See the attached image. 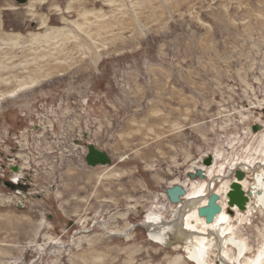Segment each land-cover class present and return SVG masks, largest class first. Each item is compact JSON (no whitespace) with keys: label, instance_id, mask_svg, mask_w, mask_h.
I'll use <instances>...</instances> for the list:
<instances>
[{"label":"rangeland","instance_id":"1","mask_svg":"<svg viewBox=\"0 0 264 264\" xmlns=\"http://www.w3.org/2000/svg\"><path fill=\"white\" fill-rule=\"evenodd\" d=\"M0 85V264H198L172 226L108 233L174 221L167 190L210 156L228 197L264 124V0H0ZM259 192L249 213L228 199L229 264H264Z\"/></svg>","mask_w":264,"mask_h":264},{"label":"bare ground","instance_id":"2","mask_svg":"<svg viewBox=\"0 0 264 264\" xmlns=\"http://www.w3.org/2000/svg\"><path fill=\"white\" fill-rule=\"evenodd\" d=\"M55 31L56 32H52L54 35H56V34H59V35L64 34V32L60 31L59 29L55 30ZM60 32L62 34H60ZM48 34L49 33H46L43 37H41V39H44V40H47V41H51L50 40L51 36L48 35ZM4 80H7V79H4ZM18 81H17V83H19ZM9 82H10V80H9ZM2 84H3V82H2ZM4 84L6 86V83H4ZM22 87H24V86H22ZM23 90H25V89H23ZM1 93H2V91H1ZM10 94H11V92H10ZM4 96H6V95H3L1 97L5 98ZM11 96H13V98H15L13 94H11L10 97ZM260 125L263 127V130H264V124H260ZM263 130L261 132H259V133H255L256 136H257L256 141H255V144H256L257 148L255 150L252 149L253 152L251 150V152L248 153L249 156H252V157H256L257 156L256 161H255V159H254V162L251 161L252 157H251V159H250V157H247L246 159H238L237 163L234 166L230 167L231 168L230 169V173L231 174H234L236 172V170L246 173V178L244 180H242L239 184L241 185L242 190H243V192L246 195H248L249 193L251 194L250 197H249L250 199H249V202L247 204V208L245 210L248 213H249V211L252 210L253 205L256 203V201H254V200H255V198H257V195H258L257 191L259 192L258 188L261 189V192H259V195L262 192L264 193V186H263L264 185V171H262V170H264V135L262 134L264 132ZM249 143H251V142H249ZM249 145H251V144H249ZM231 146H229V147H231ZM240 146H242V145H240ZM251 146H254V145H251ZM233 153H234V150H233ZM246 153L247 152H245L244 154H246ZM218 155H221V154H218ZM224 156H225V154H224ZM210 159H212V161H214L213 164H212L213 167H214V166H217V164H219L222 161L223 158H217V157H211L210 156ZM213 167L203 166V167L198 168V170H200V171H202L204 173L205 179H206L204 182L201 183L202 186L198 187L196 185V181H191L190 179H186L185 182H183V183L178 182V183L174 184L175 186H181L186 191L185 197H183L181 199V202L177 206V208H178L177 214L180 211L181 215L183 213V217H185V218L182 221L181 220H178V221L174 220V221H166L164 223L156 224L157 227L159 228V231L151 233V237L155 238L157 240V242L162 243V239L157 237V233L159 235V233H161V231L165 230L164 227L167 228V227L172 226L171 230L174 232V235H173V237L170 238V241L168 243L169 244H175V243L179 242L181 245H182V243H184L186 245V250L189 251L192 254L190 256L191 259L197 261L196 263H198V264H206L205 263V258H207L208 250L210 249L211 245H215V247H216L215 249L217 251L220 250L219 257H220L221 263L222 264H229L228 261L230 259L231 260H234V259L231 257V255H228V253L225 251L224 245L227 244V243H233L235 241L237 243V246L242 248V249H240L242 252L244 251V246H243V241L237 239L235 234H232V232H230L231 228L230 227H226V224L229 223L228 221L225 220L226 211H227L228 197H226V198L224 197L225 198V203H223V199L224 198H223V196L221 194V191L218 190L217 186L215 185V183H213V179H215V177H216L214 175V172L212 171L211 173L207 174V172H209L210 169H213ZM257 168H260V171L256 173V177L257 176L258 177L256 179H254V183L253 184H249L247 182V179H249L248 178L249 176L247 177V175H250V174H252V172H255ZM227 170H228V168H227ZM191 174H193V172H191ZM209 181H211V183ZM236 182H237V179H236V176H235L234 179H233L232 184L236 183ZM196 189H198V190H196ZM191 190L192 191L196 190V191H195V193H193L192 197H190V199H189L188 193ZM230 191H231V189H229V191H227L226 193L228 194ZM214 193L219 196L218 204L221 206L222 212H221V214H219L215 218V221L212 224L208 225L205 222L204 219H200L199 218L198 209L200 207H205L207 205L208 196L211 195V194H214ZM262 195H264V194H262ZM261 202L262 201H260V203ZM263 204H264V202H262V204H260V205H263ZM234 208H237V207H234ZM189 209H191V210L194 209V210L192 212H188ZM232 211H233V209H232ZM234 211L237 212V213H240V212H238L235 209H234ZM13 221H15V220H13ZM0 224H4L5 225V223H1V222H0ZM184 226H185V230L184 231H188L189 232L188 235L182 233L183 232L182 229H184L183 228ZM201 226H202V228H201ZM225 227L227 229H225ZM194 229H197V231L195 230L196 232H192ZM128 230H126V231H128ZM126 231H124L122 233H112V232L110 233L109 232V234L110 235L111 234L124 235L126 233ZM209 237H212L211 241H210ZM192 248H193V250H192Z\"/></svg>","mask_w":264,"mask_h":264},{"label":"water","instance_id":"3","mask_svg":"<svg viewBox=\"0 0 264 264\" xmlns=\"http://www.w3.org/2000/svg\"><path fill=\"white\" fill-rule=\"evenodd\" d=\"M15 1L18 2L19 5H26L29 2V0H15ZM32 27L34 28L35 24H33ZM262 130L263 128L261 127V125H256L253 127V133H259ZM85 161L86 164L91 168L107 167L112 165V160L109 154L97 149L94 145L88 146V153L85 158ZM211 163L212 162L210 159L209 161L205 162V166H210ZM235 176L237 182L232 184L231 191L228 193L229 206L232 208L237 207L240 211H244L247 208V204L249 202V197L251 194L249 193L248 195H246L243 192L241 185L239 184L242 180L245 179L246 176L245 173L236 170ZM196 178L205 179V175L200 170L196 171L195 174L193 173L189 175V179L192 181L195 180ZM166 194L169 201L172 204L179 205L181 199L185 197L186 191L181 186H175L173 188L168 189ZM218 201H219V196L216 195L215 193L211 194L208 196L207 205L205 207H200L198 209L199 218L204 219L208 225L212 224L215 221V218L222 212V208L218 204ZM184 218L185 217H183V213L181 215L179 211V213L176 214L175 220L182 221ZM138 227L145 229L147 231H149V228H151L150 230H153V232L159 231V228L154 223H148L147 221H144L143 223L135 225L132 228H130L128 231H126L124 235H119V234H111V235L127 238L128 235L131 232L135 231ZM183 228L184 229H182L183 230L182 233L188 235L189 232L184 231L185 226Z\"/></svg>","mask_w":264,"mask_h":264}]
</instances>
